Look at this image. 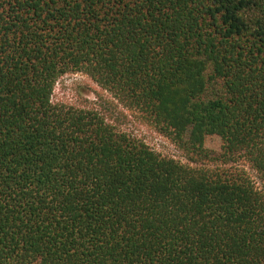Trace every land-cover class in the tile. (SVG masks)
I'll return each mask as SVG.
<instances>
[{
	"label": "trees",
	"instance_id": "obj_1",
	"mask_svg": "<svg viewBox=\"0 0 264 264\" xmlns=\"http://www.w3.org/2000/svg\"><path fill=\"white\" fill-rule=\"evenodd\" d=\"M76 72L188 163L54 103ZM0 264H264V0H0Z\"/></svg>",
	"mask_w": 264,
	"mask_h": 264
},
{
	"label": "rangeland",
	"instance_id": "obj_2",
	"mask_svg": "<svg viewBox=\"0 0 264 264\" xmlns=\"http://www.w3.org/2000/svg\"><path fill=\"white\" fill-rule=\"evenodd\" d=\"M51 100L75 108L98 111L119 129L142 139L155 152L181 163H188L185 154L154 125L149 124L140 114L125 109L110 92L82 72L68 73L60 77L54 87ZM204 145L217 155L221 151L222 142L218 135H207ZM223 167L243 168L256 179L254 171L244 160L229 162Z\"/></svg>",
	"mask_w": 264,
	"mask_h": 264
}]
</instances>
